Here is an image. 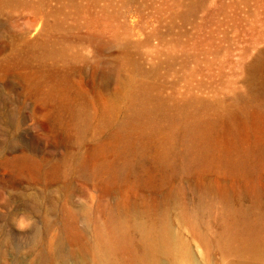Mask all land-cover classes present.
<instances>
[{
    "label": "rangeland",
    "instance_id": "1",
    "mask_svg": "<svg viewBox=\"0 0 264 264\" xmlns=\"http://www.w3.org/2000/svg\"><path fill=\"white\" fill-rule=\"evenodd\" d=\"M254 112L264 0H0V264H93L118 225L113 264H264V123L244 174L213 127Z\"/></svg>",
    "mask_w": 264,
    "mask_h": 264
},
{
    "label": "bare ground",
    "instance_id": "2",
    "mask_svg": "<svg viewBox=\"0 0 264 264\" xmlns=\"http://www.w3.org/2000/svg\"><path fill=\"white\" fill-rule=\"evenodd\" d=\"M38 39L32 40L29 42L30 45L37 44ZM264 123V118L262 115H257L255 112L248 114L245 118L237 117L231 118V116H221L219 120L214 122L213 127H219L223 132H225V152L221 156V162L227 167L235 171H240V173H249L252 171L253 166L247 164V152L245 150L239 152L240 143L244 140L247 131L249 129L255 128L256 125H260ZM260 133V132H258ZM261 134V133H260ZM238 153L236 157L235 154ZM253 184L249 183L246 185V191L248 193L255 191ZM144 215L139 218L137 221V225L140 231L148 237L149 241L152 243H159L164 248H175L176 251L184 256L185 251L183 250L181 244L178 239L171 234L168 226L166 224H162L158 226V228L153 229L144 219ZM121 225H118L112 233L102 234L98 242L96 243V251L93 257V264H113L109 251L117 244H126V236L122 232ZM117 236V239L114 238ZM154 240V242L151 239ZM228 240L232 239V235H227ZM156 243V244H157ZM118 244V245H120ZM147 251L145 253L146 258H150L152 254L151 247H147Z\"/></svg>",
    "mask_w": 264,
    "mask_h": 264
}]
</instances>
